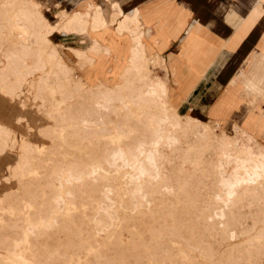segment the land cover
I'll list each match as a JSON object with an SVG mask.
<instances>
[{
    "label": "rangeland",
    "instance_id": "obj_1",
    "mask_svg": "<svg viewBox=\"0 0 264 264\" xmlns=\"http://www.w3.org/2000/svg\"><path fill=\"white\" fill-rule=\"evenodd\" d=\"M78 1L0 0V264H264V176L242 181L264 166V129L242 140L235 112L175 107L140 13L83 24L103 1ZM110 34L139 73L107 55Z\"/></svg>",
    "mask_w": 264,
    "mask_h": 264
},
{
    "label": "crops",
    "instance_id": "obj_2",
    "mask_svg": "<svg viewBox=\"0 0 264 264\" xmlns=\"http://www.w3.org/2000/svg\"><path fill=\"white\" fill-rule=\"evenodd\" d=\"M110 1L123 13L136 11L138 19L140 13L153 32L151 44L161 52L170 74L175 107L188 104V109L208 115L235 112L239 121L230 127L259 135L256 128L264 129V0ZM110 35L103 40L122 51L123 39ZM224 89L230 94L223 95L225 108L219 109L215 102ZM258 139L264 141L262 135Z\"/></svg>",
    "mask_w": 264,
    "mask_h": 264
},
{
    "label": "bare ground",
    "instance_id": "obj_3",
    "mask_svg": "<svg viewBox=\"0 0 264 264\" xmlns=\"http://www.w3.org/2000/svg\"><path fill=\"white\" fill-rule=\"evenodd\" d=\"M103 2L102 3H100V4H96L95 6H94V8L90 11V12H85V14L83 15L84 17V21H82V23L83 24H86V23H88V24H97V25H101V26H107V25H109V24H115V27H117V25H118V21L119 20H124V19H130L133 23H134V27H140L141 25H140V22H139V19H138V17H137V13H136V11H134L132 14H126V13H123L122 11H121V9H120V7L119 6H117V5H113V4H111L108 0H102ZM30 2V1H29ZM27 3V2H26ZM31 3L34 5V0H31ZM106 4H108L111 8L110 9H108V11H106L105 10V8H106ZM35 6V5H34ZM17 7V6H16ZM6 9V8H5ZM24 11V10H23ZM93 12V13H92ZM16 14V13H15ZM66 14V13H65ZM8 15V14H7ZM69 15V14H68ZM63 16H64V14H63ZM62 16V17H63ZM61 17V18H62ZM79 17H80V15H79ZM115 17H117V18H115ZM118 17H119V19H118ZM28 18H29V21H30V17L28 16ZM38 18V17H37ZM114 18H115V21H114ZM79 19V18H78ZM88 19V20H87ZM18 20V19H17ZM87 20V21H86ZM39 21V20H38ZM34 22V21H33ZM28 23V22H27ZM72 23V22H71ZM82 24V25H83ZM126 24V23H125ZM14 25V24H13ZM25 25V24H24ZM23 25V26H24ZM31 25H32V23H31ZM21 26V25H20ZM22 26V27H23ZM38 26V25H37ZM43 26V25H42ZM7 27V26H6ZM5 27V28H6ZM40 27V26H39ZM95 27V26H94ZM124 27V26H123ZM130 27V26H129ZM133 27V26H132ZM27 28V27H26ZM32 28V27H31ZM78 29V28H77ZM76 29V30H77ZM121 29V28H120ZM29 30V29H28ZM36 30V29H35ZM86 30V29H85ZM122 30V29H121ZM79 31V30H78ZM33 32V31H32ZM92 32V31H91ZM27 33V32H26ZM79 33V32H78ZM119 35V34H118ZM37 36V35H36ZM141 36H142V34L140 33V37H139V42H138V45H136L135 46V50H137V52H141L142 54H140L141 56H143L142 58H144V59H146V57H150V58H152V59H154V60H156V62L157 63H159V64H161V59L159 58V56H154V57H151V56H149L147 53H146V47H145V44H144V42H143V39L141 38ZM18 38V37H17ZM135 44V43H134ZM37 46V45H36ZM36 49V48H35ZM98 50H99V48H97ZM133 49V48H132ZM139 49V50H138ZM127 50V51H126ZM134 50V49H133ZM117 51V47H116V45L114 44L112 47H107V55H109V56H112V55H115V52ZM123 54H122V60L124 61V64H128V65H130V68L132 69V70H134L135 72H137V73H139L140 71L139 70H141L140 68H141V64L138 62V63H136V61L133 59V56L134 55H131L130 54V51H129V46L127 47V48H125V46H123V50L121 51ZM135 53V52H134ZM10 54V53H9ZM54 55V54H53ZM136 55V54H135ZM3 57V56H2ZM11 58V57H10ZM138 58V57H137ZM17 59V58H16ZM151 59V60H152ZM7 60V59H6ZM150 60V61H151ZM98 63H93L92 64V68H95L96 67V65H97ZM7 65V64H6ZM28 66V65H27ZM41 66V65H40ZM42 68V67H41ZM6 70V69H5ZM149 73H150V71H149ZM68 74H70L69 72H68ZM45 76H47V75H45ZM153 76V75H152ZM19 77V76H18ZM48 77V76H47ZM139 77V76H138ZM24 78V77H23ZM153 78V77H152ZM77 80V79H76ZM75 80V81H76ZM149 80V79H148ZM152 81V80H151ZM150 81V82H151ZM154 81V80H153ZM159 82V81H158ZM43 85V84H42ZM145 85V84H144ZM149 85V84H148ZM135 86V85H134ZM149 87H150V89H149V91H146V90H143L144 92H145V94H147L148 95V99H147V101H146V103H149V102H153L154 100H155V98L157 99V96L159 95H157V93H158V90L160 89H162L164 86L163 85H161V84H159V83H152V84H150L149 85ZM148 87V88H149ZM132 88H134V87H132ZM20 89V88H19ZM77 89V88H76ZM41 90V89H40ZM94 90V89H93ZM148 90V89H147ZM168 90V89H167ZM39 92V91H38ZM41 92H43V91H41ZM110 93V92H109ZM95 94V93H94ZM6 95V94H5ZM10 96V95H9ZM113 96V95H112ZM129 96V95H128ZM142 96V95H141ZM114 97V96H113ZM125 97V96H124ZM103 98V97H102ZM141 98V97H140ZM121 99V98H120ZM133 101V100H132ZM139 103V102H138ZM133 104V103H132ZM21 106V105H20ZM113 109V108H112ZM98 110V109H97ZM102 110V109H101ZM110 110V109H109ZM113 111V110H112ZM101 112V111H100ZM155 113V112H154ZM161 113V112H160ZM85 114V113H84ZM87 115V114H86ZM102 117V116H101ZM107 117V116H106ZM59 118V117H58ZM105 118V117H104ZM17 119V118H16ZM158 119V118H157ZM179 119V118H178ZM178 119H176V118H172V124H173V126L175 125V126H178V124L180 123L179 122V120ZM188 120V119H187ZM193 122L194 121H196L194 118L193 119H191ZM108 121V120H107ZM66 122V121H65ZM139 122V121H138ZM191 122V121H190ZM109 123V122H108ZM187 123H188V121H187ZM160 124V123H159ZM191 125V124H190ZM95 126V125H94ZM163 126V125H162ZM79 127H80V124H79ZM214 127V126H213ZM218 128V125L217 124H215V128ZM88 128V127H87ZM105 128V127H104ZM214 128V129H215ZM110 129V128H109ZM181 129H183V128H181ZM234 131H235V133L236 134H238V136H240V138L242 139V140H247V135H246V133L243 131V129H241L240 127H238V126H235L234 128ZM189 130V129H188ZM199 130V129H198ZM202 130V129H201ZM219 130V129H218ZM221 130V129H220ZM108 131V130H107ZM160 131H161V129H160ZM196 131V130H195ZM224 131V130H223ZM222 131V132H223ZM79 132V131H78ZM99 132V131H98ZM186 132V131H185ZM220 132V131H219ZM225 132V131H224ZM10 133V132H9ZM102 133V132H101ZM129 133V132H128ZM153 133V132H152ZM206 133V132H205ZM234 133V134H235ZM183 134V133H182ZM197 134V133H196ZM200 134V133H199ZM40 135V134H39ZM84 135V134H83ZM94 135V134H93ZM156 135H157V137L158 138H161L160 136H158V134L156 133ZM188 135V134H187ZM222 135V134H221ZM229 135V134H228ZM193 136V135H192ZM210 136V135H209ZM2 137V136H1ZM154 137V136H153ZM152 137V138H153ZM182 137H184V136H182ZM216 137V136H215ZM219 137H220V135H219ZM223 137V136H222ZM232 137V136H231ZM237 137V136H236ZM162 138H164V137H162ZM179 138V137H178ZM200 138H202V137H200ZM235 138V137H234ZM239 138V139H240ZM82 139V138H81ZM207 139H209V138H207ZM143 140H144V138H143ZM192 140V139H191ZM198 140V139H197ZM210 140V139H209ZM232 140V139H231ZM67 141V140H66ZM65 141V142H66ZM236 141V139L234 140V142ZM241 141V140H240ZM259 141V140H258ZM207 142V141H206ZM41 143V142H40ZM238 143V142H237ZM135 144H136V141H135ZM191 144H192V142H191ZM198 144V143H197ZM157 145V144H156ZM116 146V145H115ZM118 146V145H117ZM136 146V145H135ZM216 146H217V144H216ZM219 146V145H218ZM217 146V147H218ZM143 147V146H142ZM221 147V146H220ZM229 147V146H228ZM29 148V147H28ZM233 149V148H232ZM132 151V150H131ZM157 151V150H156ZM219 151V150H218ZM235 151V150H234ZM246 151V150H245ZM259 151H260V149H259ZM1 152V151H0ZM230 152V151H229ZM243 152V151H242ZM122 153V152H121ZM261 153V152H260ZM28 154V153H27ZM136 154V153H135ZM143 154V153H142ZM156 154V153H155ZM235 154V153H234ZM252 154V153H251ZM229 155V154H228ZM238 155V154H237ZM231 156V155H230ZM158 157V156H157ZM158 158H160V157H158ZM250 158V157H249ZM155 159V158H154ZM234 159V158H233ZM263 159V158H262ZM127 160V159H126ZM162 160V159H161ZM237 160V159H236ZM36 161V160H35ZM175 161H176V159H175ZM223 161V160H222ZM245 161V160H244ZM263 161H264V159H263ZM98 162V161H97ZM159 162V161H158ZM251 162H253V161H251ZM22 163V162H21ZM28 163V162H27ZM128 163V162H127ZM137 163H138V161H137ZM163 163V162H162ZM170 163V162H169ZM242 163H243V161H242ZM98 164V163H97ZM114 164H115V162H114ZM153 164V163H152ZM241 164V163H240ZM258 164V163H257ZM127 165V164H126ZM255 166H256V164H254ZM253 165V166H254ZM148 166V165H147ZM116 167V166H115ZM189 167V166H188ZM252 167V166H251ZM39 168H41V167H39ZM151 168V167H150ZM156 168V167H155ZM242 168V167H241ZM140 169V168H139ZM257 169V170H256ZM38 170V169H37ZM252 170V169H251ZM259 170V171H258ZM72 171H74V170H72ZM103 171H104V169H103ZM89 172V171H88ZM105 172V171H104ZM154 172V171H153ZM234 173V172H233ZM155 174V173H154ZM107 176V175H106ZM160 176V175H159ZM262 176H264V166H261V167H259V166H256V167H254V170L251 172V173H249V174H247V177L245 178L244 177V179H242V181H251V182H254V180H255V178H257V177H262ZM129 177V176H128ZM227 177V176H226ZM233 177V176H232ZM248 178V179H247ZM150 179V178H149ZM159 179V178H158ZM232 179V178H231ZM174 180V179H173ZM241 181V182H242ZM220 182V181H219ZM261 182V181H260ZM243 183V182H242ZM167 184V183H166ZM249 184V183H248ZM140 185H142V184H140ZM150 185V184H149ZM243 185H244V183H243ZM153 186V185H152ZM143 187V186H142ZM148 187H150V186H148ZM173 187V186H172ZM193 187V186H192ZM233 187V186H232ZM30 188V187H29ZM113 188V187H112ZM149 190V189H148ZM249 190V189H248ZM128 191V190H127ZM137 191H138V189H137ZM166 191V190H165ZM230 191V190H229ZM239 191V190H238ZM250 191V190H249ZM245 192V191H244ZM259 192V191H258ZM135 193V192H134ZM138 193V192H137ZM225 193H226V191H225ZM233 193H235V192H233ZM247 194V193H246ZM260 194V193H259ZM241 196V195H240ZM244 196V195H243ZM264 196V195H263ZM136 197V196H135ZM246 197H247V195H246ZM242 198V197H241ZM156 200H158V199H156ZM181 201V200H180ZM170 202V201H169ZM78 206V205H77ZM235 206V205H234ZM263 206V205H262ZM261 206V207H262ZM96 207V206H95ZM143 207V206H142ZM154 207V206H153ZM79 208V207H78ZM144 208V207H143ZM164 208V207H163ZM188 208V207H187ZM191 208V207H190ZM263 208V207H262ZM104 209V208H103ZM163 210V209H162ZM171 210V209H170ZM263 210V209H262ZM105 211V210H104ZM264 211V210H263ZM154 212V211H153ZM160 212V211H159ZM152 213V212H151ZM153 214V213H152ZM260 214V213H259ZM264 214V213H263ZM87 215V214H86ZM71 216V215H70ZM113 216V215H112ZM219 216V215H218ZM30 217V216H29ZM53 217V216H52ZM163 217V216H162ZM154 218V217H153ZM101 219V218H100ZM164 219V218H163ZM115 220V219H114ZM141 220V219H140ZM165 220V219H164ZM157 221V220H156ZM177 223V222H176ZM47 225V224H46ZM170 225V224H169ZM127 226V225H126ZM168 226V225H167ZM178 226V225H177ZM121 227H122V225H121ZM176 227V226H175ZM94 228V227H93ZM154 228V227H153ZM155 229V228H154ZM138 230V229H137ZM179 230V229H178ZM251 230H252V228H251ZM133 231V230H132ZM197 231V230H196ZM72 232V231H71ZM179 232V231H178ZM69 233V232H68ZM96 233V232H95ZM111 233V232H110ZM130 233V232H129ZM142 234V233H141ZM192 234H193V232H192ZM199 234V233H198ZM181 235V234H180ZM118 237V236H117ZM258 237V236H257ZM84 239V238H83ZM206 239V238H205ZM186 241V240H185ZM114 242V241H113ZM112 242V243H113ZM182 242H183V239H182ZM43 243V242H42ZM50 245H52V244H55V240L51 237L50 238ZM132 243V242H131ZM188 244V243H187ZM253 244V243H252ZM60 245V244H59ZM152 245V244H151ZM169 245V244H168ZM132 246V245H131ZM243 247V246H242ZM54 248V247H53ZM52 248V249H53ZM72 248V247H71ZM199 248V247H198ZM202 248V247H201ZM230 249V248H229ZM228 249V250H229ZM155 250V249H154ZM44 251V250H43ZM124 254V253H123ZM157 254V253H156ZM227 254H228V252H227ZM231 254V253H230ZM117 255V254H116ZM37 256V255H36ZM122 256V255H121ZM144 256V255H143ZM226 256V255H225ZM17 258V257H16ZM158 260H159V258H158ZM17 261H19V262H24V263H26V264H32V262L31 261H24L21 257L17 260ZM43 264V263H42Z\"/></svg>",
    "mask_w": 264,
    "mask_h": 264
}]
</instances>
